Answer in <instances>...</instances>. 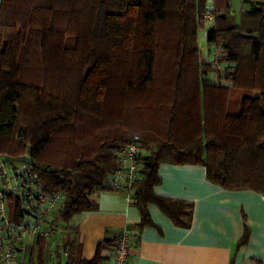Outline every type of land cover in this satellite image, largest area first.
Segmentation results:
<instances>
[{
    "label": "trees",
    "instance_id": "16d2710c",
    "mask_svg": "<svg viewBox=\"0 0 264 264\" xmlns=\"http://www.w3.org/2000/svg\"><path fill=\"white\" fill-rule=\"evenodd\" d=\"M231 1L0 0V154H27L45 191L63 196L58 256L45 261L41 246L37 264H111L119 237L85 260L69 224L98 210L93 196L111 191L135 137L148 152L134 185L139 228L152 225L150 205L191 226L192 203L155 192L162 164L264 195V0H242L240 18ZM207 13L219 84L197 43ZM249 238L246 227L239 247Z\"/></svg>",
    "mask_w": 264,
    "mask_h": 264
},
{
    "label": "crops",
    "instance_id": "0c3cea01",
    "mask_svg": "<svg viewBox=\"0 0 264 264\" xmlns=\"http://www.w3.org/2000/svg\"><path fill=\"white\" fill-rule=\"evenodd\" d=\"M159 177L157 195L194 205L191 226H177L150 205L152 225L139 228L141 214L134 197L126 199L112 190L96 193L98 210L78 215L69 224L78 232L83 259L92 260L103 240L130 231L136 234L133 264H264V195L213 184L199 165L162 164ZM246 227L249 241L239 247Z\"/></svg>",
    "mask_w": 264,
    "mask_h": 264
},
{
    "label": "built area",
    "instance_id": "2783aa9c",
    "mask_svg": "<svg viewBox=\"0 0 264 264\" xmlns=\"http://www.w3.org/2000/svg\"><path fill=\"white\" fill-rule=\"evenodd\" d=\"M209 16L206 19H210ZM219 56V47H212L211 61L215 66L212 79L216 84L221 83ZM147 154L135 137L118 153L109 188L125 194L126 199H132L134 185L142 176V159ZM28 159L27 154L20 158L0 154V264H37V252L41 246L46 261L58 256L56 250L61 245L58 228L53 223L63 196L45 191L40 174ZM135 238L136 234L130 231L119 236L111 264H133L131 256Z\"/></svg>",
    "mask_w": 264,
    "mask_h": 264
},
{
    "label": "rangeland",
    "instance_id": "374dc122",
    "mask_svg": "<svg viewBox=\"0 0 264 264\" xmlns=\"http://www.w3.org/2000/svg\"><path fill=\"white\" fill-rule=\"evenodd\" d=\"M209 3H210V7H211V2H209ZM230 7H231L232 12L236 13V16L238 18H240V16H241V11L243 9H246V7L243 5L242 0H232L230 3ZM208 14H210L211 16H209ZM208 16L211 18L206 19V17H208ZM213 22H214V16L211 13H207L203 16L201 28L198 32V40H197L198 47L201 50L203 58H206V59L208 58L209 61L212 60V57L209 56V53H208L209 47L207 45V31L211 27ZM218 61H219V63L221 62L220 59H218ZM220 70L221 71L223 70V65L221 66ZM221 71H220V73L222 74ZM54 260H55V258H54Z\"/></svg>",
    "mask_w": 264,
    "mask_h": 264
}]
</instances>
